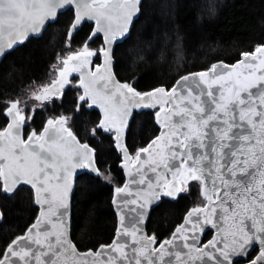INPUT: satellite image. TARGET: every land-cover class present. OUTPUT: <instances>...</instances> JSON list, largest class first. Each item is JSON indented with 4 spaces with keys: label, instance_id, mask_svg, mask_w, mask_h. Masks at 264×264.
<instances>
[{
    "label": "snow or ice",
    "instance_id": "snow-or-ice-1",
    "mask_svg": "<svg viewBox=\"0 0 264 264\" xmlns=\"http://www.w3.org/2000/svg\"><path fill=\"white\" fill-rule=\"evenodd\" d=\"M65 5L75 6L68 37L73 36L85 19L94 20L96 28L92 36L103 32L107 48L97 52L90 50L86 43L80 51L72 53L69 50L67 57L62 59L59 79L53 80L51 85L40 86L41 90L34 91L31 98L42 102L43 106V102L57 95L56 85L63 89L68 83V75L78 71L85 89L79 99L84 101L101 86L96 79L100 68L96 73L87 74L83 69L91 63L92 57L103 55L108 82L102 86L104 102L100 106L105 112V120L101 121L100 127L106 130L115 127L117 147L123 151L126 161L139 162L141 168L148 165L139 183L145 182L148 170L156 174L155 185L148 181L147 203L150 204L152 198H159L161 188H168L166 195L174 196L185 191L189 181H200L201 195L207 204L192 208L172 238L161 242L159 248L150 247L157 243L155 236H138L140 228L137 225L143 223L146 213L132 208L130 211L137 212L139 219L129 218L130 227L124 226L122 215L123 231L117 229V238L112 244H101L95 252L89 249L86 253H78L67 239L62 218L65 213L57 210L63 208L66 212L68 208L70 169L83 167L84 161L89 167L93 166L92 149L87 144H80L65 127L68 117L64 115L49 118L39 135L33 131L25 141L20 135L26 123L21 101H10L4 112L10 122L0 130V181H3L6 193L14 192L21 183L31 185L41 211L27 232L11 240L3 249L0 264H69V256L73 258L72 264H89V256L93 257L92 264H195L203 257L215 264L225 261L234 264L231 256H245L255 244L259 245V252L249 264H264V44L256 45L252 52H242L241 59L230 70L227 64L219 61L206 71L181 76L170 91L161 86L152 92L140 93L128 83L116 82L111 75V45L112 41L128 33L140 10L141 0H0V56L6 49L23 43L30 34H39L45 23L54 19L58 9ZM57 59L60 61L61 57ZM86 75L91 77L87 82ZM150 101L160 105L157 122L165 131L148 147L138 149L136 160L132 161L128 149L121 143V125L127 124L132 108L154 107ZM93 103H98L94 97ZM161 113H164L163 120ZM142 153L147 154V160L141 161ZM94 170L103 175L98 169ZM169 173L171 180L167 179ZM127 188L125 185L115 191L119 195ZM217 201L220 219L226 226L220 228L224 235L221 239L214 237L200 248L196 243L198 238L194 234L189 237L187 233L204 230L199 217L209 207L210 215L215 216L217 207L213 205ZM122 203L127 207L137 201L124 200ZM139 207L143 209L145 205ZM53 216L58 223L53 222ZM193 216L198 219L193 221ZM46 223L52 225L51 231L42 229ZM204 223L217 226L207 216ZM121 236H131L132 244L140 246L132 247L129 253V244L126 240L121 241ZM52 237H55L54 241ZM190 239L192 243H189ZM177 240L182 241L187 253L180 250ZM219 243H223V248L218 246ZM208 248L215 249L223 261ZM185 255L189 257L187 260L183 259ZM173 256L175 261L165 259Z\"/></svg>",
    "mask_w": 264,
    "mask_h": 264
},
{
    "label": "trees",
    "instance_id": "trees-1",
    "mask_svg": "<svg viewBox=\"0 0 264 264\" xmlns=\"http://www.w3.org/2000/svg\"><path fill=\"white\" fill-rule=\"evenodd\" d=\"M73 9L59 13L39 37L8 51L0 63V128L6 122L2 110L6 101L23 99L36 85L48 81L51 66L65 51L79 48L92 24L85 22L69 39L66 31ZM264 42V0H142L141 11L130 35L114 49V70L122 81H132L139 90L163 85L169 88L188 72L206 69L215 61L233 63L242 52L252 51ZM102 37L90 43L98 47ZM98 57V56H97ZM76 87H68L60 99L35 108L25 125L39 130L47 116L66 113L69 126L82 141L96 151L102 171H110L113 181L82 173L73 194L71 237L80 250L96 249L109 243L117 218L111 204L113 187L124 180L119 168L120 152L111 134L96 127L99 114L78 104ZM29 115V108H27ZM95 130V132H93ZM152 111L135 112L126 136L130 152L143 147L158 133ZM200 199L198 184L192 183L175 200L162 198L148 218L147 230L160 242L170 236L186 211ZM0 254L10 241L22 234L34 220L38 207L33 191L21 184L12 194L0 190ZM203 234V240L211 235ZM254 253V252H252ZM250 253L248 256L252 255Z\"/></svg>",
    "mask_w": 264,
    "mask_h": 264
},
{
    "label": "water",
    "instance_id": "water-1",
    "mask_svg": "<svg viewBox=\"0 0 264 264\" xmlns=\"http://www.w3.org/2000/svg\"><path fill=\"white\" fill-rule=\"evenodd\" d=\"M141 3H142V0H141ZM69 7H72V8H73V19H72V21H71V23H70V25H71V24L73 23V21H74V17H75V6H74V5H65L63 8L58 9V11H57V16H56L54 19H50V20H48V21L45 23L43 29L41 30V32H40L39 34H30L29 37L26 38V39L23 41V43L26 42L30 37H39V36H41L42 33H43V31L45 30V28L48 26V24L51 23V22H53V21H55V20L57 19L58 15H59V13H60V12H63L64 10H66V9L69 8ZM140 10H141V5H140ZM140 10H139V12L137 13V15L133 18V23L129 26V31H128V33H126L123 37H118L116 40L112 41V45H111V48H112V52H111V75L114 76V77H115V81H116V82H119V83H128V82H126V81H122V80L118 79V77H117V75H116V73H115V70H114V64H115L114 49H115V46H116L118 43L123 42V41L129 36V34H130V32H131V30H132V28H133V26H134L135 21L138 19L139 15H140ZM85 22L92 23V27H91V30H90V32H89V35H88L87 39H86L85 42H84V45H85L86 43L88 44L89 42H91L96 36L101 35V37H102V41H103V46H102L101 48H107V45L105 44L104 33H103V32H100V33L96 34L95 36H92L93 30L96 28V22H95L94 20H87V19H85L84 21H82V23H81L80 25L77 26V30L74 32V34H75V33H76V32H77V31L83 26V24H84ZM70 25H69V27H70ZM68 30H69V28H68ZM67 33H68V32H67ZM74 34H73V35H74ZM67 37H68V35H67ZM89 37H92V38L89 39ZM68 38H69V37H68ZM20 44H22V43H18V44H16V45L13 47V49H14L15 47H17L18 45H20ZM261 44H264V42L261 43ZM261 44H258V45H261ZM101 48H100V49H101ZM100 49H99V50H100ZM10 50H12V49H6L5 53H4L2 56H0V63H1L2 58L4 57V55H5L8 51H10ZM253 50H254V49H253ZM253 50H252V51H253ZM252 51H248V52H252ZM92 58H93V57H92ZM92 58H91V62H92ZM104 59H105L104 56H103V55H100V63L94 64V66H93L92 68H91V63H90V64H87L86 67L83 69V71L85 72V74H87V73H89V72H91V73H96V72H97V69L100 68V75L97 76L96 79H97L99 85L101 86V88L98 89L97 92H94L92 96H90V97H86L85 100H87V108H88V109H92V108H94V109H97V110L100 112V119H99V121H98V123H97V126H98L99 128H102L105 132L110 131V130L114 131V134H113L114 147H115V149H117V150L119 151L120 148L117 147V141H116V135H117V133H116L115 127H111V128H109V129H107V130H106L104 127H100L101 121L105 120V112L101 110V106H100V104H101L102 102H104V90H103L102 86H103V84H105V83L108 82V74H107L106 72H104V69H103ZM240 59H241V55H240V57H239L237 60H235L233 63H228V62L223 61V60H218V61H215V62H213V63H216V62H219V61H223L225 64H227V65L229 66V70H230L231 66H232L233 64H236ZM213 63H211V64L209 65V67L206 68V69L197 70V71H191V72H188V73L206 71V70H208V69L211 67V65H212ZM188 73H185V74H183V75H186V74H188ZM70 74H71V75H72V74H76V75L79 76V79H78V81L76 82V85H77L79 88H81V90H82V93H81L80 96L84 95L85 89H84V87L81 86V73L78 72V71H74V72H71ZM183 75H181V76H183ZM181 76H179V77L176 79V81H177ZM89 79H91V77H88V76L86 75V76H85V81L87 82V80H89ZM176 81H175V82L173 83V85L170 86L169 88H166L165 86L160 85V86H155V87H153V88H150V89H147V90H143V91L137 89V88L133 85L132 82H130V83H128V84L132 85V86L135 88V90L138 91V92H140V93H148V92H152L153 89L158 88V87H161V86L165 87L167 90L170 91V90L172 89V87L176 84ZM214 87H218V86H214ZM93 97L96 98V99L98 100V103H95V104L93 103ZM79 100H80V99H79ZM80 101H81V100H80ZM150 103L154 104L155 106H154V107H143V106H141V107H135V108H132V109H131V113H130V115L127 116V124H126V125H121V127L123 128V134H122V140H121V143H122L123 146L126 147L127 149H128V147H127V145H126L127 131H128V128H129V123H130V121H131V119H132V117H133L135 111H138V112H139V111H141V110H143V109H146V110H152V109L158 108V109L155 111V113H154V117H155V122H156V124H157L158 127H159V131H158V133H157L152 139H150V140L147 142V144H146L145 146L140 147V148H146V147H148V145H149L153 140H155L156 137H158V136L161 135V132H162V131H165L164 129L161 128L160 124L157 122V115H156V114H157V112H160V105H159L158 103H156L155 101H150ZM221 115H222V114H221ZM56 117H58V116H56ZM50 118H52V117H50ZM48 119H49V118H48ZM48 119H47V120H48ZM160 119H161V120L164 119V113H161V115H160ZM47 120H46V121H47ZM46 121H45V123H44V125H43L41 131H40L39 133H37L38 135L44 130V127H45ZM9 122H10V118L8 117V121H7L6 125H5L2 129H0V130H3V129L7 126V124H8ZM237 122H239V121H238V117H237ZM65 127H67V128L69 129V131H71V132L73 133V135L76 136V134L72 131V129H71L67 124L65 125ZM31 133H32V132H31ZM31 133H29V134L27 135V137L24 138V136H23V128L20 130V135H21V137H22L25 141H27L28 136H29ZM64 136H65V138L67 139L66 133L64 134ZM76 138H77V140L80 142V144H87V145L89 146V148L92 149L91 156H92V160L94 161V164H93L92 167H89V166H88V162H87V161H84V166H83V167H76V168H74V169H70V172L68 173V182H69L70 185H71V190H70V192L68 193V197H67L68 208H67L66 212H65V210H64L63 208H59L57 211H58V213H65V214L63 215L62 218H63V220H64V224H65V227H66L67 239L70 240L71 243L75 245V247H76L78 253H86V252H88L89 249H87V250H80V249L76 246L75 242L73 241V239H72V237H71L73 194H74L75 189H76V181H77V177H78L81 173H83V172H87V173H89V174H91V175H93V176H98V175H99L98 172L95 171L94 169H98L99 172H100V169H99V167H98V165H97V163H96V151H95L94 147H92L88 142H82V141H80L79 138H78L77 136H76ZM140 148H139V149H140ZM137 151H138V150H137ZM120 152H121L122 160L119 162V167L123 170L124 181H123L122 185H120V186H114V187H113V192H112V197H111V204H112L113 210H114V212H115V214H116L117 224H116V229H115V233H114V236H113L112 240H111L109 243H103V244H106V245L112 244L113 240L117 238V229H118V228L121 229V231H123V227H122V225H121V216H122V215L125 217V219H124V226H129V227H130V220H129V218H132L133 220H138V219H139V217L137 216V212L130 211V209H132V208H136L138 211H144V212L146 213V215H145V217H144V220H143V223L137 225V227L140 228V232L138 233V236H139V237H144V236L151 237V236H155L153 233H149L148 230H147V222H148V218H149V215H150L152 209H153L156 205H158V204L160 203V201H161V199H162L163 197H164V198H167V199H170V200L173 201V200H175V199L180 195V193H181V192H178V193H176L174 196H168V195H166V193H167V191H168L169 189L166 188V187H165V188H161V189L158 190L159 198H158V199H156V198H152V202H151L150 204H148V203H147L148 193H149V189H148V181L151 180L152 183H153V185H155L156 180H157V176H156V174L153 173V172H151L150 170H148L147 173H146V176H145V182H144L143 184L139 183V180L141 179V175L144 174V172H145L146 169H148V165L145 164V165L143 166V168H141L139 162H135V163H133V162L126 161V160H125V156H124L123 151L120 150ZM136 154H137V152H136ZM136 154H135L134 158L132 159V161H135V160H136ZM128 155H129L130 157H132V155L130 154L129 149H128ZM147 159H148L147 154H143V153H142V154H141V161H143V160H147ZM156 159L159 160V156H157ZM176 163L178 164L179 161H176ZM125 165H127V167H125ZM162 171H163V170H162ZM168 175H169V178H168ZM168 175H167V179H168V180H171V179H172L171 174L169 173ZM133 180H135L136 182L133 183V182H132ZM1 182H2V186H1V190H2V192L5 193V194H8V195L12 194L13 192H12V193H6V192L3 191V181H1ZM21 184H22V183H21ZM23 184H24V183H23ZM217 184H219V181H217ZM19 185H20V184H19ZM19 185H17V187H18ZM26 185H28V186L31 187V185H29V184H26ZM125 185L128 186L127 190H126L125 192L120 193L119 195H117L115 189H116L117 187L124 188ZM209 187H211V183H209ZM31 188H32V187H31ZM32 191H33L34 204L38 207V211H37V214H36L34 220L32 221V223H30L29 226L26 228V230H25L22 234H20V235H18V236L24 235V234L27 232L28 228H29L32 224H34V223L36 222L37 218L40 216L41 207H40V205H38V204L35 202V198H36V192H35V189L32 188ZM200 193H201V186H200ZM213 199L215 200V197H213ZM114 200L116 201V203H114ZM124 200H128V201L136 200L137 203H136V204H131V203H129L128 206L125 207L124 204L122 203ZM141 204L145 205V207H144L143 209H141V208L139 207ZM205 204H207V201H205V203H204L203 205H196V206H192V207H190V208L186 211V213L184 214L182 221H181L179 224H177V225L175 226V228H174L173 231L171 232L170 236L167 237V238L162 239L160 242L157 241L158 243H156L155 245H150V247L159 248V245H160L161 242H163V241H165V240H168V239H171V238H172V234H173V232L176 230V228H177L179 225H181V224L184 223L185 217L187 216L188 212H189L192 208H194V207H197V206H204ZM213 206L217 207V214H216L215 216L210 215V213H211V207H209V208L207 209L206 213L201 214L200 217H199V224L203 227L204 230H203L202 232L199 231V230H196L194 233H193L192 231H189V232L187 233L189 237H191V236L194 234V235L198 238V240L196 241V243H197V246L200 247V248H204V246L207 245L209 241H212V240L214 239V237H216V238H218V239H221V238L223 237V235H224V233L220 231V228H222V227H226V226L224 225L223 221L220 219L221 212H220V209H219V201H217L216 204L213 205ZM45 207H46V206H45ZM2 216H3V215H2V211H1V209H0V222L2 221ZM205 216H207L209 219L214 220V221L216 222V225H217V226H216V227H213L212 224H205V223H204V218H205ZM51 219L53 220V222H57V223H58L57 218H56L55 216H53ZM197 219H198L197 216H193V217H192V220H193V221H196ZM188 227L191 229L192 225L189 224ZM43 228H47L48 230L51 231V230H52V225H51L50 223H46L45 225H42V229H43ZM208 230H211V231H212V234H211V236H210L206 241L202 242L203 234H204L206 231H208ZM16 237H17V236H16ZM16 237H14L13 239H15ZM13 239H12V240H13ZM52 239H53V241H54V240H55V237H52ZM229 239H230V238H229ZM120 240H121V241L126 240V241L128 242V244H129V248H128L129 253H131V248H132V247H134V246H135V247H139V246H140V245H133V244H132V237H131V236H126V237H125V236H121V237H120ZM156 240H157V238H156ZM10 242H11V241H10ZM192 242H193V241L190 239V240H189V243H192ZM177 244L180 245V250H181L182 252H184V253H187V252H188L187 249H184V248L182 247V241L177 240ZM100 245H101V244H100ZM100 245H99V246H100ZM99 246H98L96 249H91V250H92L93 252H95V251H97V250L99 249ZM218 246H219L220 248H223V243H219ZM254 249H257L256 253H255L250 259H248V255H249ZM207 250H208L210 253H213V254L217 257V259L223 261V257H222L218 252H216L215 249L208 248ZM258 252H259V245H258V244H255V245H253L252 247L249 248V250H248V254H247V255H245V256H231V259L233 260L234 264H236L235 262L238 261V260L241 261L239 264H249V261H250L252 258H254L255 256L258 255ZM193 255H195V253H193ZM104 258L106 259V257H104ZM188 258H189V257H188L187 255H185V256L183 257V259H185V260H187ZM87 259H88V261H89V264H92L93 257L89 256ZM165 259H166V260H167V259H171V260L175 261V257H174V256H173V257H166ZM72 260H73V258H72L71 256H69V264H72ZM195 264H215V261L209 260L207 257H203L202 260H196V261H195ZM224 264H227V262L225 261Z\"/></svg>",
    "mask_w": 264,
    "mask_h": 264
},
{
    "label": "rangeland",
    "instance_id": "rangeland-1",
    "mask_svg": "<svg viewBox=\"0 0 264 264\" xmlns=\"http://www.w3.org/2000/svg\"><path fill=\"white\" fill-rule=\"evenodd\" d=\"M69 8H72V7H69ZM68 9V8H67ZM66 9V10H67ZM73 9V8H72ZM65 11V10H64ZM141 11V10H140ZM61 13V12H60ZM68 28H69V26H68ZM68 28H67V31H66V39L67 40H69L70 38H68L67 37V32H68ZM130 35V34H129ZM87 39V38H86ZM85 39V40H86ZM85 40H84V42H85ZM84 42L82 43V45L79 47V48H77V49H75V50H72L71 52L72 53H75V52H77V51H80V50H82L83 49V47L85 46L84 45ZM90 43L91 42H89L88 44H87V47L90 49V50H96L97 52H99V49L103 46V41H102V43H101V45H99L98 47H93V46H91L90 45ZM69 54V51H65L64 53H62L59 57H61V60L63 59V58H66L67 57V55ZM98 57H100V55H97ZM95 57V56H94ZM61 60L60 61H58V59L56 60V62L55 63H53L52 64V66H51V72H50V77L48 78V81L46 82V83H44V84H41V85H36L34 88H32L30 91H29V94L27 95V97L26 98H23V99H18V98H16V99H12V100H8V101H6V106L4 107V109L2 110V113H3V115L6 117V119H8V117L4 114V112H5V108L7 107V106H9L8 105V102H10V101H14V100H20L21 101V104H20V107L24 110V112H23V114L25 115V117H26V123L30 120V119H28V117H31V113H32V111L35 109V108H38V107H42L41 106V103L42 102H40V101H35L34 99H32L31 97H32V93L34 92V91H36V92H39L40 90H41V87L40 86H48V85H51V83H52V81H51V79H52V77L54 76V73H55V70H54V68H53V65H56L57 67H59L57 70H56V76H55V78H54V80H57V79H59V70L61 69V68H63V65H61ZM73 75H76V74H69L68 75V77H67V79H68V83L67 84H65L64 85V87H63V89H60V93L70 84V85H74V83L75 82H70V78L73 76ZM51 81V82H50ZM126 82H128V83H130V82H132V81H126ZM133 83V82H132ZM58 87H59V85H57ZM46 103H49L48 101H45V102H43V106L46 104ZM35 106V107H34ZM85 107L87 108V104L85 105ZM27 108H29V115L27 114ZM66 117H68V120H67V125L69 126V119H70V116H68V115H66ZM25 123V124H26ZM70 127V126H69ZM71 128V127H70ZM33 131H35V132H37V130H29V133H31V132H33ZM110 133H112V134H114V131H112V130H110L109 131ZM114 141V140H113ZM139 148H136L133 152H131V154H132V156L134 157L135 156V154H136V152H137V150H138ZM117 150V149H116ZM120 151V150H119ZM100 169V168H99ZM100 173H103V175H98V176H101L104 180H106L107 182H112L113 181V177H112V173L110 172V171H102L101 169H100ZM105 177H107V179H105ZM168 178H169V175H168ZM192 183H195V184H198V190H199V195H200V199H199V201L194 205V206H196V205H203L204 203H205V199H204V197L201 195V193H200V186H201V182L200 181H189L188 182V186H187V188H186V190L189 188V186L192 184ZM23 184V183H22ZM21 185V184H20ZM26 185V184H25ZM1 186H2V182L0 181V190H1ZM116 186H120V185H116ZM30 187V186H29ZM185 190V191H186ZM185 191H182V192H185ZM1 192H2V190H1ZM181 192V193H182ZM3 193V192H2ZM180 193V194H181ZM5 194V193H4ZM209 231V230H208ZM211 231V230H210ZM20 235V234H19ZM18 236V235H17ZM202 242H204L203 241V239H202ZM158 243V242H157Z\"/></svg>",
    "mask_w": 264,
    "mask_h": 264
},
{
    "label": "flooded vegetation",
    "instance_id": "flooded-vegetation-1",
    "mask_svg": "<svg viewBox=\"0 0 264 264\" xmlns=\"http://www.w3.org/2000/svg\"><path fill=\"white\" fill-rule=\"evenodd\" d=\"M92 24V23H91ZM101 36V35H100ZM94 58V59H93ZM92 58V62H91V68L94 66V64H97V63H100V57H97V56H95V57H93ZM61 62H62V60H61ZM61 65H63V63H61ZM59 67H56V68H54V70H55V72H56V70L58 69ZM55 76H56V73H54V76L52 77V79H51V81L52 80H54V78H55ZM78 77V78H77ZM78 79H79V76L78 75H73L71 78H70V82H75L74 83V85L72 86V85H68L61 93H60V88L56 85V89H57V95L55 96V97H53V99L52 100H50V101H48L49 103H46L45 105H47V104H52L55 100H58V99H60V97L63 95V93L65 92V90L68 88V87H76L77 89H78V94L76 95V100H77V102H78V104H81V103H83L84 102V105H86L87 104V100H84V101H80L79 100V97H80V95H81V93H82V90H81V88H79L77 85H76V82L78 81ZM119 79V78H118ZM50 81V82H51ZM141 91H143V90H141ZM88 109V108H87ZM92 109H94V108H92ZM92 109H89V110H92ZM158 108H155V109H152V110H146V109H143V111H152V113H153V118H154V120H155V117H154V113H155V111L157 110ZM94 110H96L97 112H98V114H99V119H100V112L97 110V109H94ZM142 111V110H141ZM141 111H139V112H141ZM135 112H138V111H135ZM134 112V113H135ZM60 115H64V116H66V115H68V114H66V113H61V114H57V115H51V116H47L46 118H45V120H44V122H43V125H44V123H45V121L48 119V118H50V117H56V116H60ZM134 116V115H133ZM6 118V117H5ZM133 118V117H132ZM7 121H8V119H6V122H5V124H4V126L6 125V123H7ZM131 121H132V119H131ZM131 121H130V123H129V127H130V124H131ZM43 125L41 126V128L39 129V130H37V129H35V128H30L29 130H37V132L36 133H39L40 131H41V129H42V127H43ZM3 126V127H4ZM2 127V128H3ZM25 127H26V125L23 127V136H24V138H26L27 137V135L29 134V131L28 132H24V130H25ZM96 127L98 128V129H100L103 133H105V134H111V136H112V138H113V134L112 133H110L109 131H107V132H105L102 128H99L98 126H97V124H96ZM2 128H0V129H2ZM128 130H129V128H128ZM73 131V130H72ZM159 131V130H158ZM74 132V131H73ZM128 132V131H127ZM75 133V132H74ZM76 134V133H75ZM77 136V135H76ZM78 137V136H77ZM79 138V137H78ZM80 140V139H79ZM80 141H82V140H80ZM82 142H88V141H82ZM89 143V142H88ZM90 144V143H89ZM91 145V144H90ZM92 147H93V145H91ZM128 147V146H127ZM140 148V147H139ZM129 149V148H128ZM118 151V150H117ZM130 151V150H129ZM120 152V151H119ZM130 154H131V152H130ZM132 155V154H131ZM120 156H121V152H120ZM133 157V156H132ZM134 158V157H133ZM122 160V157H121V159H120V161ZM97 163V162H96ZM119 165V164H118ZM120 168V167H119ZM122 172H123V170H122ZM83 173H85V172H83ZM87 173V172H86ZM82 174V173H81ZM89 174V173H88ZM91 175V174H90ZM124 175V174H123ZM77 179H78V177H77ZM124 181V180H123ZM77 182V181H76ZM123 183V182H122ZM122 185V184H121ZM212 232V231H211ZM212 234V233H211ZM211 236V235H210ZM209 236V237H210ZM208 237V238H209ZM207 238V239H208ZM207 239H205V240H203V241H206ZM256 251H257V249H254L252 252H254V253H256ZM251 252V253H252ZM254 253H252V255L249 257L248 256V259H250L253 255H254ZM241 261L240 260H238V261H236L235 263L236 264H238V263H240Z\"/></svg>",
    "mask_w": 264,
    "mask_h": 264
},
{
    "label": "bare ground",
    "instance_id": "bare-ground-1",
    "mask_svg": "<svg viewBox=\"0 0 264 264\" xmlns=\"http://www.w3.org/2000/svg\"><path fill=\"white\" fill-rule=\"evenodd\" d=\"M94 59V58H93ZM56 73V72H55ZM78 78V77H77ZM132 159H133V157H132ZM255 254V253H254ZM239 264V263H238Z\"/></svg>",
    "mask_w": 264,
    "mask_h": 264
}]
</instances>
